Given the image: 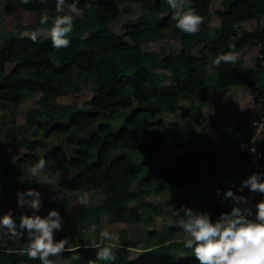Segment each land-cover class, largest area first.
I'll return each mask as SVG.
<instances>
[{
  "label": "trees",
  "instance_id": "trees-1",
  "mask_svg": "<svg viewBox=\"0 0 264 264\" xmlns=\"http://www.w3.org/2000/svg\"><path fill=\"white\" fill-rule=\"evenodd\" d=\"M131 3L140 6L139 15L128 17L123 30L115 28L123 15H131ZM55 4L56 0H6L4 5L9 17L23 11L33 17L28 24L0 30V107L14 111L9 120L0 116V216L10 211L18 226L21 215L32 214L27 204L17 206V193L29 188L42 193L41 183L31 180L27 169L43 158L58 196L56 208L52 198L41 197L37 214L46 216L56 209L63 219L53 233L54 242L67 238L65 247L78 249L56 256L58 261L106 264L96 261L97 249L89 246L106 231H89L99 221L126 225L112 233L121 247L117 259L108 264H198L179 242L183 230L169 226L184 216L183 208L218 219L235 204L224 196L231 188L248 198L240 207L251 208L249 218L254 219L255 205L264 199L241 188L248 177L243 123L250 115L235 116L236 123L222 132L215 126L216 117H206L203 110L229 86L250 88L255 105L264 97V0H223V8L216 11V37L196 54L190 48L209 29L211 0H191L204 17L196 35L175 27L166 0H78L80 15L68 37L71 43L58 50L48 36L34 43L31 35H22L41 27L43 11L55 17ZM247 22L254 24L246 28ZM168 31L177 33L182 48L176 54L165 53L158 70L157 53L144 51L142 45ZM232 46L237 54L258 48L254 66L237 60L207 72L209 56L228 53ZM85 87L91 92L82 104L66 101ZM34 97L35 106L25 108L23 121L17 122L20 106ZM167 115L175 118V128ZM131 151L144 157L136 162ZM224 151L226 161L221 158ZM57 173L60 177L55 179ZM92 191L100 192L101 203L81 204L80 198ZM151 194L167 198L153 202ZM142 208L150 213L144 216ZM161 215L167 219L158 228L155 217ZM138 224L149 227L146 236L137 233ZM24 233L22 238L4 236L3 244L0 239V264H40L21 254L28 243ZM74 254L80 259L73 260Z\"/></svg>",
  "mask_w": 264,
  "mask_h": 264
},
{
  "label": "clouds",
  "instance_id": "clouds-1",
  "mask_svg": "<svg viewBox=\"0 0 264 264\" xmlns=\"http://www.w3.org/2000/svg\"><path fill=\"white\" fill-rule=\"evenodd\" d=\"M29 2L30 0H21L22 4ZM41 3H44V0H41ZM166 3L172 10L170 19L175 21L177 29L188 35L199 33L204 17L191 6V0H166ZM77 4L78 0H73L72 3H67V0H56L57 15L53 17L47 11H43L39 20L41 27L32 32L30 39L35 43L37 37L44 35L50 37L53 48L58 50L68 47L71 43L69 34L80 15ZM49 23L51 27H45ZM209 59L214 66L219 67L222 63L235 64L238 54L232 46V51L219 54L215 58L209 56ZM251 151L255 153V148ZM47 169L48 161L41 158L28 167L27 176L41 184H52L53 178ZM261 176L260 173L249 175L242 182L241 188L246 186L251 192L264 195V179ZM59 177L60 174L57 173L55 179ZM224 196L235 201V204L230 211L222 212L218 219L213 220L208 212L185 207L182 209L184 216L169 226L183 230L184 238L179 242L185 249L191 250L198 264H264V199L256 203L254 219H251L249 218L253 215L251 208L240 207L247 205L246 196L237 195L231 188ZM28 197L31 199H26ZM79 202L84 205L89 203L84 196ZM25 204L31 209L32 214L21 215L18 226L10 211L0 216V229L4 230L0 236L22 238L26 231L29 241L21 249V254H26L32 260L38 259L40 264H55L49 257L62 256L65 251L78 253L76 248L65 247L68 245L67 238L54 242L53 232L62 227L63 217L56 209L50 210L46 216L37 214L41 207V193L38 190L29 188L17 193V206L23 207ZM91 230L95 232L96 226L92 225ZM105 238L108 239L107 243H103ZM89 246L97 249L96 261L106 264L117 259V252L121 247L118 237L108 231L101 233L99 242L93 239ZM72 259L79 260V254H74Z\"/></svg>",
  "mask_w": 264,
  "mask_h": 264
},
{
  "label": "rangeland",
  "instance_id": "rangeland-1",
  "mask_svg": "<svg viewBox=\"0 0 264 264\" xmlns=\"http://www.w3.org/2000/svg\"><path fill=\"white\" fill-rule=\"evenodd\" d=\"M6 0H0V30L2 27H6V28H13L14 26H16V24L20 23V25H25L30 23L32 20L33 15H31L30 13L27 12H20L19 16H14V17H9L6 14H4V5H5ZM132 5V13L130 16L128 15H123L120 18V21L117 22V24L115 25L118 26L117 28L119 30H123V28L126 26V22L128 20V17H137L140 13V6L138 4H133ZM223 8V0H211V5H210V10H211V17L209 20V29L206 32L204 37H201L199 40H197V42L191 46L190 50L192 53L196 54L199 50V48L209 39H214L217 35V32L220 28V18L219 16L216 14L217 10H221ZM263 22L264 19L262 18ZM261 20V22H262ZM254 24V22H247L245 23L246 28H251L252 25ZM263 24V23H262ZM24 36L27 35H31L32 33H29L27 31H23L22 32ZM143 50L147 51V52H156L158 55V62H157V69L161 70V58L165 55V53H172V54H176L178 53L182 46L179 40V37L177 35V33L172 32V31H168V32H164V34L158 38V40L156 41H152V42H146L142 45ZM258 54V48H252L246 51H242L240 53H238V60H241L242 63L247 66V67H253L254 66V57ZM216 69V66H214L212 63H208V65H206V71L207 72H213ZM168 79L165 81L167 82ZM91 92V87L87 88H83L82 91L80 92V94L74 96V97H68L66 99L67 102H80L81 104L84 102L85 98H87V96L90 94ZM35 97L32 100H27V102H25L22 106H20L19 111L17 113L16 116V120L17 122H22L24 119V110L25 108L28 107H33L35 106V102H34ZM59 100H64L59 98ZM254 102H253V91L250 88H244L241 87L239 85L237 86H229L227 88H225L222 92V95L220 97V99L218 101H215L213 103H211L210 105H206L204 106L203 110H204V114L206 117L208 118H215V126L216 128H218L220 126V130L222 132H226L229 131V125L230 124H235L236 123V119L235 116H238L239 114L241 115H246L249 116L251 114H249L250 112H252V109L255 107L254 106ZM13 108L11 106H4L3 108L0 107V116H2L3 119L5 120H9L13 117ZM168 118V122L171 126V128H175V118L167 115ZM123 117L121 119L115 120L114 122H112V127H116L118 126L122 120ZM247 124H244V130L245 133L248 132L249 127H248V119L245 121ZM213 132H215L213 130ZM5 135L8 134V132L4 133ZM3 134V135H4ZM130 156L132 157V159L136 162H140L142 157L137 151H131ZM227 155L228 153L226 151L221 153V158L226 161L227 159ZM42 185V193H41V197L44 196H48L49 198H52V205L54 206V208H56V197L58 196V194L55 192L54 188H53V184H41ZM85 197L88 199L89 203L88 205H98L101 203V198H100V192L99 191H92V192H88L86 193ZM167 196L166 195H154L151 194L149 196V199L153 202L159 201L160 199L162 200H166ZM41 202H42V198H41ZM55 202V203H54ZM143 215H147L150 213V210H148L147 208H142L141 209ZM167 219V215L160 217H155V222H156V226H158V228L163 224L164 221H166ZM94 225L96 226V229H100L103 230L105 229L108 232H111L113 234H116L118 232L119 229H123L124 226L126 227V225H121V224H102L99 221H95ZM140 225V224H138ZM151 228V227H150ZM149 227L141 224L140 228H138L137 233H139V235H143L146 236L147 235V231H148ZM89 231H92L89 229ZM1 233V232H0ZM54 234H57V231L54 230L53 232ZM24 235L27 237V240L29 241V237L27 232L24 233ZM135 236H133V238H136V232L134 234ZM184 236V235H183ZM1 239V244L4 243V236H0ZM58 257V256H57ZM184 255L181 254L180 258H183ZM53 259L57 260L56 257H52ZM57 264H65V262H63V260H57Z\"/></svg>",
  "mask_w": 264,
  "mask_h": 264
},
{
  "label": "built area",
  "instance_id": "built-area-1",
  "mask_svg": "<svg viewBox=\"0 0 264 264\" xmlns=\"http://www.w3.org/2000/svg\"><path fill=\"white\" fill-rule=\"evenodd\" d=\"M254 106L253 115L247 118L249 130L244 134V148L248 157L246 170L248 176L260 173L264 179V97H260ZM253 148L255 153L251 151Z\"/></svg>",
  "mask_w": 264,
  "mask_h": 264
}]
</instances>
